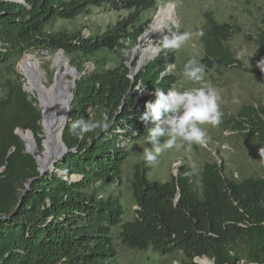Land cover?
Returning <instances> with one entry per match:
<instances>
[{"label": "trees", "instance_id": "16d2710c", "mask_svg": "<svg viewBox=\"0 0 264 264\" xmlns=\"http://www.w3.org/2000/svg\"><path fill=\"white\" fill-rule=\"evenodd\" d=\"M156 9V0H0V70L33 51H62L80 74L61 134L67 153L55 163L56 172L45 174L15 134L18 128L30 130L40 147L41 111L28 100L18 76L0 79V264H116V229L127 249L151 248L162 257L181 254L180 264L202 258L213 264H264V177L238 181L226 177L219 164L205 163L196 187L187 165L166 182L150 181L148 169L136 165L130 180L135 216L127 222L119 197L102 195L120 186L130 144L144 141L151 127L139 119L145 103L154 100L156 88L167 92L174 85L168 72L176 62L173 50H161L132 80L128 59L105 69L108 54L122 56L126 42L136 46ZM92 10L127 15L88 39L52 30L57 21L86 17ZM203 19L201 63L216 71L239 67L228 47L232 27L211 12ZM261 24L254 40L259 60L264 58V13ZM89 61L94 69L83 71ZM253 73L264 85V73L257 67ZM142 86L145 95L139 94ZM105 115L106 131L70 134L73 120L101 121ZM248 118L246 138L264 145V108Z\"/></svg>", "mask_w": 264, "mask_h": 264}, {"label": "rangeland", "instance_id": "374dc122", "mask_svg": "<svg viewBox=\"0 0 264 264\" xmlns=\"http://www.w3.org/2000/svg\"><path fill=\"white\" fill-rule=\"evenodd\" d=\"M156 1L157 9L149 15L151 19L150 24L159 8L165 7L167 4H173L175 7L173 23L167 24V28L161 37L165 34H171L172 32H183L187 30L195 32L200 30L204 22L203 15L206 12H211L217 22L229 24L232 27L233 36L228 47L234 58L238 61L239 67H231L219 71L206 69L205 82H211L212 85L220 91L222 97L220 110L223 113L222 121L219 126L212 127L211 125H204L209 137L208 147L205 148L199 145H192V147L189 148L186 145H178L172 149L165 150L160 155L158 163L150 165L142 156L143 148L150 147V145L144 144V141L130 144V155L123 166L120 186L118 188L108 187L105 193L102 194L103 196H107L110 193L119 197L124 208V222L131 221L135 216L136 206L130 189V180L136 165H141L145 169H148L146 172L147 178L150 181L158 182H166L170 179L171 175H176L179 166L187 165L196 176V187L198 186L202 166L205 163L219 164L226 177L238 181L249 177H264V145L258 143L257 140L253 141L247 139L244 133V128L246 129V127H248V117L251 111H260L261 108H264V85L256 80L253 73L259 61L254 40L262 28L261 22L264 13V0ZM126 15L127 13L124 11L92 10L91 14L86 17L81 16L73 21H57L52 30H67L74 33L79 32L82 38L88 39L104 33L109 27L125 18ZM143 35L139 38L134 47H131L128 42L124 43L125 49L128 50L127 55L122 54V56H119L117 52L108 54L107 59L109 60L105 65V69H111L117 66L121 59H128L125 65L134 73L131 77L133 79L137 72L146 63L154 59L161 51L157 47L159 41H154L152 47L157 53L140 64L141 51L148 46V43L142 40ZM119 52L122 53L121 51ZM27 54L35 56L38 60L40 68L45 74V85H49L53 81L57 69L56 59L59 54L63 57L64 62L68 64L69 68L75 71L76 77L74 79L72 77L67 79V82L71 83L70 106L75 81L80 75L70 64V58L62 51L55 53L48 51H33ZM175 55L176 62L172 65L174 67L168 69L169 74L174 77L173 87L177 89H186L202 86L201 84L187 81L181 75L183 65L188 59L196 58L201 62L203 50L200 44V37H194L193 40L185 43L179 50H175ZM24 57L25 55L15 61V65L0 70V79L2 77L14 79L15 76H18V82L21 83L23 91V76L19 65ZM137 59V64L133 67L132 63ZM75 62L78 63L80 60L75 59ZM91 65L94 69L95 64L93 61L84 62L82 64L83 71H89L91 68L87 69V67L89 68ZM137 68L139 69L137 70ZM13 71L14 74H12ZM25 94L29 101H35L30 99V96L26 92ZM37 108L40 109L38 106ZM19 130L27 131L18 128L15 130L17 136ZM19 139L21 140L20 137ZM22 142L24 143V141ZM225 144L229 145V148L225 149L223 147ZM25 152L27 153L26 147ZM48 172H56L55 164L44 171V174ZM58 173L65 176L67 179L75 180L77 178L76 176L68 178L64 173ZM118 233L119 229H116L114 231V243L117 252L116 264H180L182 259L181 254L162 257L155 254L151 248L142 252L129 250L121 244L117 237ZM194 262L196 264H202V262L213 264L212 261L207 258L196 259Z\"/></svg>", "mask_w": 264, "mask_h": 264}, {"label": "clouds", "instance_id": "9594fccd", "mask_svg": "<svg viewBox=\"0 0 264 264\" xmlns=\"http://www.w3.org/2000/svg\"><path fill=\"white\" fill-rule=\"evenodd\" d=\"M203 36L202 29L195 32L192 30L172 32L163 35L157 47L162 51H175L194 37ZM121 52L127 55L128 50L121 49ZM256 67L264 73V58L257 62ZM181 75L187 81L202 86L186 89L173 87L167 92L156 88L153 93L154 100L145 103V110L139 117L140 121L151 125L144 137V144L150 147H144L142 153L143 159L150 165L158 163L160 155L165 150L178 145H186L189 148L192 145L208 147L209 137L204 125L217 127L222 121L223 113L220 110L222 97L211 82H205L206 66L196 58H190L183 65ZM142 90L143 86L139 91ZM109 127L107 115L101 121H89L80 117L71 122L69 131L73 136L82 137L97 128L106 131ZM223 147L227 149L229 145L225 144ZM65 150H68L67 146Z\"/></svg>", "mask_w": 264, "mask_h": 264}, {"label": "bare ground", "instance_id": "6f19581e", "mask_svg": "<svg viewBox=\"0 0 264 264\" xmlns=\"http://www.w3.org/2000/svg\"><path fill=\"white\" fill-rule=\"evenodd\" d=\"M174 15L175 7L173 4H167L158 9L152 23L142 37L148 46L141 51L140 64L157 53L152 47V43L159 41L167 28V24L173 23ZM56 65L57 69L53 81L49 85H45V74L35 56L25 55L19 65L23 76L24 91L30 96V99L35 100L36 106L41 110L43 129L41 146L37 145L29 130H19L17 134L24 141L27 153L35 159L40 172L48 170L65 153L60 132L66 120L65 116L67 117L70 100L71 83L67 82V79L69 77L74 79L76 73L69 68L60 54L56 59ZM202 264L206 263L202 262Z\"/></svg>", "mask_w": 264, "mask_h": 264}, {"label": "built area", "instance_id": "2783aa9c", "mask_svg": "<svg viewBox=\"0 0 264 264\" xmlns=\"http://www.w3.org/2000/svg\"><path fill=\"white\" fill-rule=\"evenodd\" d=\"M138 66H140V65H138ZM138 66H137V67H138ZM90 68H91V69H90ZM139 68H140V67H139ZM139 68H137V70H138ZM87 69H90L89 71H92V70H93V66L91 65V66H89V68L87 67ZM133 74H134V73H132V71H130V69H129V75H128V77H129L131 80H132L131 77H132ZM147 92H148L147 90L143 89L142 92H139V94H140V95H145V94H147Z\"/></svg>", "mask_w": 264, "mask_h": 264}, {"label": "water", "instance_id": "95a60500", "mask_svg": "<svg viewBox=\"0 0 264 264\" xmlns=\"http://www.w3.org/2000/svg\"><path fill=\"white\" fill-rule=\"evenodd\" d=\"M62 131H63V127H62L61 132H60L61 134H62ZM66 153H67V151L65 150V153H64V155L62 157H64L66 155ZM42 173L44 174V172H42Z\"/></svg>", "mask_w": 264, "mask_h": 264}]
</instances>
